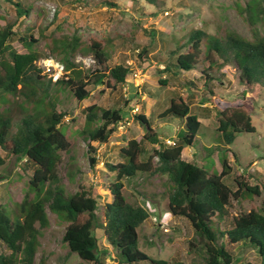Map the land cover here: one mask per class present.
<instances>
[{
    "label": "trees",
    "instance_id": "1",
    "mask_svg": "<svg viewBox=\"0 0 264 264\" xmlns=\"http://www.w3.org/2000/svg\"><path fill=\"white\" fill-rule=\"evenodd\" d=\"M1 1L10 2L15 12L13 19L0 15V20L5 22L0 28V100L3 103L7 96L15 95L24 97L26 103H38L41 97H49L52 85L63 86L76 101L82 102L90 95L87 89L90 84L105 83L114 89L127 83L128 66H109V41L89 38L86 42L78 31L70 36L50 37V53L61 61L66 74L57 82L46 80L37 65L41 55L33 48L37 41L32 35L24 34L18 38L26 52L19 53L12 46L17 35L13 28L20 23V18L30 15L32 8L18 1ZM74 1L83 3L88 0ZM237 8L251 27V38L234 32L219 38L201 30H192L183 43L179 41L168 52L175 61L164 66L163 73L169 75L159 80L160 85L167 86L168 78L190 72L204 62L207 70L201 72L205 78L203 87L214 95L207 81L211 76L207 72L214 67L220 70L225 65H233L245 90L261 96L264 92V35H260L254 25L264 27V2L249 0L244 6L237 5ZM26 29L30 31L31 27ZM144 53L145 49L139 57ZM75 55H90L95 67L85 74L72 63L71 58ZM218 60H221L220 64ZM190 85L192 83L188 82L187 86ZM205 102L213 104L215 109L217 107L216 131L219 139L216 146L208 147V152H204L205 163L200 166L184 161L182 152L198 141L201 113L208 112L205 107L198 106L199 110L191 113L189 102L173 94L167 107L158 115L159 119L178 121L172 145L161 140L147 116L143 113L134 116L144 134L139 141L127 140L119 151L122 162L105 164L106 169L114 173L115 181L108 187L112 200L103 205L102 219L96 214L97 201L91 189L80 185L78 191L68 195L62 187L59 176L61 154L70 152L69 141L61 126L66 114L56 111L55 104L49 100L45 102L44 112L26 113L16 125L10 117L0 113V166L15 156L20 162L19 168L24 173H30L27 186L35 193L33 201L28 199L27 194L17 204L15 212L8 211L12 217L0 204V244L4 248L0 264H46L44 257L36 262V253L40 230L48 225L47 210L66 224L61 241L82 264H105L108 250L99 245L96 229L101 230L107 245L115 251L118 264H185L151 258L139 249L138 228L149 218V214L145 208L129 203L123 194L124 180L133 179L138 174L167 176L169 185L165 195L168 212L188 220L193 229L189 251L196 252L195 257L200 262L191 264H232L234 259L227 246L235 244L257 251V264H264V182L252 186L246 179L231 178L236 186L233 190L225 182L232 172L226 156L218 155L221 172L214 169L213 161L208 164L217 149L221 148L223 154L228 152V146L233 144L237 135L256 132L253 117L247 106L222 107L209 98H205L202 104ZM83 112L85 126L82 136L89 142L104 144L122 121L123 109H102L93 104L84 108ZM146 144L151 145V151ZM87 153L89 165L94 166L97 163L95 148L88 145ZM69 177L72 179L73 175ZM261 195L263 206L233 216L229 229L220 228L216 218L221 220L228 215L226 207L232 200L242 202Z\"/></svg>",
    "mask_w": 264,
    "mask_h": 264
},
{
    "label": "rangeland",
    "instance_id": "2",
    "mask_svg": "<svg viewBox=\"0 0 264 264\" xmlns=\"http://www.w3.org/2000/svg\"><path fill=\"white\" fill-rule=\"evenodd\" d=\"M11 1L21 2L32 8L30 15L20 18V23L13 28L17 35L12 41V46L17 52H26L18 38L31 34L37 41L33 48L41 55L40 60L51 58L54 63L58 62L63 66L61 61L50 53V37L70 36L74 31H78L86 42L89 38L109 41V66L125 65L129 68L126 84L117 85L114 89L107 87L105 83L90 84L87 87L90 95L82 102L76 101L71 92L61 85H52L49 97H41L40 102L35 104L26 103L21 95L7 96L4 103L0 100V113L10 117L15 125L26 113L44 112L47 100L55 104L56 111L66 114L61 126L69 141L70 152L61 154L59 176L62 187L68 195L78 191L80 185L91 189L97 201L96 214L100 219L103 205L112 200L108 187L115 181L114 173L108 171L105 164L115 165L122 162L119 151L127 140L139 141L144 134L134 116L143 113L149 118L161 140L168 145L173 144L172 138L179 126L178 121L159 119L158 115L167 107L174 93L189 102L191 113H196L198 106L208 110L200 116L202 126L197 135L198 141L194 142L192 148H185L182 152L184 161L198 166L204 165V152H208V147L216 146L219 139V133L216 131L217 107L213 108V104L209 102L202 104V101L209 98L217 101L216 105L222 107L247 106L253 117L252 124L256 132L237 135L233 144L228 146L229 151L223 154L221 148L217 149L208 164L211 165L213 161L214 169L221 172L218 155L226 156L232 172L225 182L233 190L236 186L232 179L236 177L246 179L252 186H256L260 181L264 182V92L259 97L247 92L238 81L239 72L235 66L225 65L220 70L214 67L207 72L208 76H211L207 81L210 82L214 95L209 94L203 87L205 78L201 72L207 70V64L204 62H200L190 72L168 78L167 86L159 83V80H164L169 75L163 73L164 66L175 61L170 58L168 52L175 48L179 41L183 43L192 30H201L219 38L225 37L228 32H234L250 39L251 27L237 8V5L244 6L249 0H88L83 3L74 0ZM0 15L13 19V5L0 0ZM4 25L5 22L0 20V28ZM27 26L31 27L30 31H27ZM254 26L263 36L264 27ZM57 27H60L59 30ZM143 49L146 53L139 57ZM90 58V55H75L71 61L86 74L95 67L94 60L92 59V63ZM220 62L221 60L217 61L219 64ZM55 72L59 74L58 70ZM64 74L66 72L63 70L59 77ZM43 76L52 81L50 76ZM188 82L192 83L189 87ZM93 104L102 109H123L122 121L104 144L89 142L81 134L85 126L83 110ZM181 127L184 129V125ZM88 145L95 148L97 163L94 166H90L87 161ZM146 148L151 151V145L146 144ZM19 164L15 156H11L0 166V204L9 215L8 211L15 212L17 204L25 195L28 194L30 201L35 198V193L29 191L27 186L30 173H24ZM70 174L73 175L72 179ZM124 184L123 194L126 200L145 208L149 214V218L138 228L139 249L151 258L163 259L169 263L200 262V259L195 257L196 252L189 251L188 243L194 237L191 224L185 218L174 217L168 212L165 195L169 185L167 176L138 174L133 179L124 180ZM261 206L262 195L242 202L232 200L226 207L228 215L221 220L216 218V222L221 229H229L233 216ZM47 217L48 225L40 230L37 239L36 262L44 257L46 264H82L76 254L69 253L61 241L66 224L48 210ZM95 234L99 245L107 247L105 264H118L115 251L107 245L101 230L96 229ZM227 248L234 259L232 264L259 263L257 251L248 246L235 244L228 245ZM3 250L0 244V254Z\"/></svg>",
    "mask_w": 264,
    "mask_h": 264
},
{
    "label": "built area",
    "instance_id": "3",
    "mask_svg": "<svg viewBox=\"0 0 264 264\" xmlns=\"http://www.w3.org/2000/svg\"><path fill=\"white\" fill-rule=\"evenodd\" d=\"M90 59L93 63L92 58ZM37 65L42 70L43 74L47 75L48 77L50 76V78H52L53 82L57 81L60 78L59 75L63 71V66L59 64L58 62L54 63L53 59L51 58L39 60ZM56 70L59 71L58 72L59 74H56L55 72Z\"/></svg>",
    "mask_w": 264,
    "mask_h": 264
},
{
    "label": "clouds",
    "instance_id": "4",
    "mask_svg": "<svg viewBox=\"0 0 264 264\" xmlns=\"http://www.w3.org/2000/svg\"><path fill=\"white\" fill-rule=\"evenodd\" d=\"M38 63V62H37ZM44 75V74H43ZM57 82V81H56Z\"/></svg>",
    "mask_w": 264,
    "mask_h": 264
}]
</instances>
